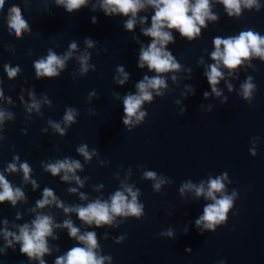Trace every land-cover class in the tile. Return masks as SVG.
<instances>
[{
    "label": "water",
    "instance_id": "water-1",
    "mask_svg": "<svg viewBox=\"0 0 264 264\" xmlns=\"http://www.w3.org/2000/svg\"><path fill=\"white\" fill-rule=\"evenodd\" d=\"M143 2L132 30L125 26L131 14L109 16L103 0H87L72 12L58 0H4L0 7V174L24 193L15 205L0 202V264H55L72 247H85L70 236L67 220L80 235L96 233L94 251L103 264H264V58L253 54L235 69L220 61L219 95L205 75L217 63L214 38L249 30L264 37V0L251 7L240 0V12L231 15L222 0H209L217 18H206L192 39L165 28L174 37L166 50L180 67L162 74L139 66L141 50L153 40L144 29L156 10ZM13 4L28 23L19 36L8 26ZM50 51L64 67L56 66L58 76L38 77L35 62ZM9 68L17 69L14 77ZM157 75L166 87L149 89L152 100L125 124L124 98L138 94L136 85L146 76ZM246 83L254 86L247 98ZM69 110L73 121L65 120ZM84 146L88 157L79 151ZM58 161L80 167L53 175L48 165ZM217 178L224 185L217 198L231 196L232 206L213 231L195 223L214 203L195 188L207 190ZM189 183L194 187L186 188ZM129 187L143 206L140 217L112 214V222L101 226L79 219L76 208L96 200L110 204L116 191L131 201ZM45 188L56 199L41 208ZM38 215L52 217L53 235L47 237L50 251L30 258L15 235Z\"/></svg>",
    "mask_w": 264,
    "mask_h": 264
},
{
    "label": "clouds",
    "instance_id": "clouds-1",
    "mask_svg": "<svg viewBox=\"0 0 264 264\" xmlns=\"http://www.w3.org/2000/svg\"><path fill=\"white\" fill-rule=\"evenodd\" d=\"M58 3L64 4L66 10L72 12L74 9H79L81 5L87 3V0H58ZM222 3L229 10V15L232 14V10L236 13L240 12V0H222ZM249 7L255 0H246ZM147 4L152 5L156 10L155 14L151 17V27L144 29V34L153 38L151 44L141 50L140 55V67H144L146 63L149 70H154L158 74L166 73L179 69L180 65L175 63L174 56L170 51L166 50V46L169 42H174V37L170 31L164 29H176L182 36L188 37L189 39L194 38L201 31L200 26H206V18L216 19L215 15L210 13L209 0H147ZM4 5V0H0V7ZM102 7L107 15L113 13H122L125 16L131 14V17L126 22V28L132 30L135 26V17L137 13L145 7L143 0H103ZM191 13V15H189ZM95 19V18H94ZM147 19V18H145ZM199 25V26H198ZM8 26L14 29L17 36H19L23 29L28 27L27 21L23 18L21 9L18 4H13L10 9ZM91 45V41L89 40ZM215 51L211 53L212 59L217 61L216 64L210 65V70L205 73L207 76L208 83L212 87V91L219 95V91L216 85L219 83L223 73L219 70L218 64L220 61L223 65L229 69H235L237 66L242 64L244 59L250 58L253 54L264 58V37H261L258 33L249 31H242L239 36L229 37L222 39L220 37L214 38ZM159 45V46H158ZM223 46V47H221ZM72 48L76 45L73 43ZM70 55V54H69ZM64 67V60L58 57L55 53L49 52L46 60L41 59L35 62V71L38 77L47 76L54 77L58 76L57 67ZM86 70V69H85ZM123 72V68L120 69ZM17 74V69H8V76L14 77ZM127 79V73L124 74ZM251 79V78H249ZM124 83L123 80L120 81ZM162 86L166 87L165 80L161 76L149 78L145 77L143 81L139 82L136 87L138 88V94H128L124 98V112L126 114L123 122L125 124L130 123V118L136 116L138 109L144 101H151L152 94L149 89L159 90ZM254 86L251 83L243 85V95L245 98L251 95V90ZM159 94V93H158ZM208 93H205L207 96ZM2 98V93H0ZM3 113L0 112V118L3 117ZM145 113L141 112L137 119H142ZM66 121H73L74 116L72 110H69L65 116ZM59 129V125H56ZM63 133V129H59ZM79 151L88 157L86 146L80 147ZM24 172V178L28 179L31 171L29 165L24 163L20 166ZM80 164L78 161H58L55 164H49L48 170L53 174L57 175L61 170L65 173L74 172L76 168H79ZM9 169L12 171L16 170V165H9ZM146 176L155 178L154 172H147ZM63 179H69L66 174ZM79 180V177H77ZM35 184V181H33ZM0 202L9 200L13 205L16 204L17 199L23 198L24 193L19 189H13L9 181L0 174ZM160 184L157 183L155 188L158 190ZM186 188L194 187L190 183L185 185ZM224 185L221 178L212 179L208 185L207 190L201 185L196 187L195 191L197 196L205 195L210 198L214 203L208 204L204 208L203 215L200 216L196 221V225L203 224L204 228L212 229L216 228V225L221 224L226 220L227 213L232 206V197L224 195L222 198H217L216 193L222 192ZM75 191V189H72ZM127 192L131 194V201L124 194L123 191H116L111 197V203L107 201L101 202L96 200L93 203L87 205V207H78L75 211L78 214L79 219L87 222L88 224L95 223L96 226L102 224H110L113 220V215H134L137 217L141 216L142 205L137 204V192H133L132 188H127ZM49 197L53 200L56 199L53 191L49 188H45L43 192V199L38 201L39 207L43 208L45 205L51 203ZM63 206L62 204L60 205ZM66 212L72 211L70 208H65ZM7 223V221H5ZM59 227V225H57ZM64 227L70 230L71 237H77L80 242L85 244V247L75 246L72 247L66 254L56 259L55 264H103V258H97L94 249L97 247V235L93 231H89L84 235H80V229L73 226L70 220L64 221ZM163 235V233H161ZM169 231L167 235H172ZM5 235H15L5 230ZM53 235V219L48 215H38L32 224H24L19 229V235H15V239L18 242H22L20 251L27 254L30 258H41L45 253L50 251L48 247L47 237ZM58 238V237H56ZM11 245L12 241H8ZM40 264H45L43 259H40Z\"/></svg>",
    "mask_w": 264,
    "mask_h": 264
}]
</instances>
